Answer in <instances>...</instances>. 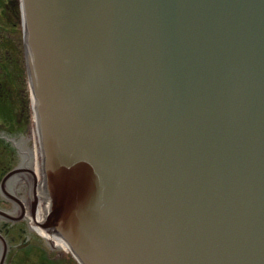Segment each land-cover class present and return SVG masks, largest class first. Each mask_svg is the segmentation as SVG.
<instances>
[{
  "label": "water",
  "instance_id": "95a60500",
  "mask_svg": "<svg viewBox=\"0 0 264 264\" xmlns=\"http://www.w3.org/2000/svg\"><path fill=\"white\" fill-rule=\"evenodd\" d=\"M41 227L81 264H264V0H20Z\"/></svg>",
  "mask_w": 264,
  "mask_h": 264
},
{
  "label": "rangeland",
  "instance_id": "374dc122",
  "mask_svg": "<svg viewBox=\"0 0 264 264\" xmlns=\"http://www.w3.org/2000/svg\"><path fill=\"white\" fill-rule=\"evenodd\" d=\"M26 52L21 8L16 7L15 1L0 0V154L5 166L22 170L18 174L25 176L23 183L30 181L29 170L23 164V150L33 147L34 129H37ZM40 174L44 182V173ZM28 223L35 230L32 236L36 232L41 234L32 227L30 219ZM62 249L70 257L68 262L80 263L72 250Z\"/></svg>",
  "mask_w": 264,
  "mask_h": 264
},
{
  "label": "flooded vegetation",
  "instance_id": "af4514ba",
  "mask_svg": "<svg viewBox=\"0 0 264 264\" xmlns=\"http://www.w3.org/2000/svg\"><path fill=\"white\" fill-rule=\"evenodd\" d=\"M20 171L5 166L0 154V264H81L67 261L63 247L51 242L54 234L32 236L35 230L28 219L37 214L41 188L33 190L35 177L30 171V181L23 183Z\"/></svg>",
  "mask_w": 264,
  "mask_h": 264
},
{
  "label": "bare ground",
  "instance_id": "6f19581e",
  "mask_svg": "<svg viewBox=\"0 0 264 264\" xmlns=\"http://www.w3.org/2000/svg\"><path fill=\"white\" fill-rule=\"evenodd\" d=\"M37 129H34V145L32 148H29L27 150H23V164L26 166V170H29L34 178V188L35 192L37 193V189L39 186V189L45 190V185L41 177V157H40V144L37 137ZM41 193V190L39 191ZM39 202V201H38ZM45 213V204L43 206L42 201L40 200L37 214H35L32 218L30 217V222L32 227H34L36 230L41 232L44 236H49L50 234L47 233L40 225V222L43 221L44 213ZM51 242L53 240V243L62 246L63 248H68L67 242L64 240V238H61L59 236L51 235Z\"/></svg>",
  "mask_w": 264,
  "mask_h": 264
},
{
  "label": "trees",
  "instance_id": "16d2710c",
  "mask_svg": "<svg viewBox=\"0 0 264 264\" xmlns=\"http://www.w3.org/2000/svg\"><path fill=\"white\" fill-rule=\"evenodd\" d=\"M11 1H15V4H16V7H20V3H19V0H11ZM18 3H19V5H18ZM5 107V106H4Z\"/></svg>",
  "mask_w": 264,
  "mask_h": 264
}]
</instances>
